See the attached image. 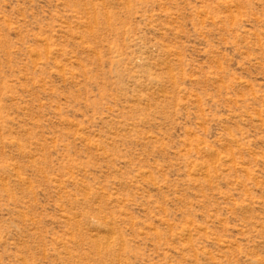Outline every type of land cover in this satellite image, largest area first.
<instances>
[{
	"label": "rangeland",
	"instance_id": "obj_1",
	"mask_svg": "<svg viewBox=\"0 0 264 264\" xmlns=\"http://www.w3.org/2000/svg\"><path fill=\"white\" fill-rule=\"evenodd\" d=\"M0 264H264V0H0Z\"/></svg>",
	"mask_w": 264,
	"mask_h": 264
},
{
	"label": "bare ground",
	"instance_id": "obj_2",
	"mask_svg": "<svg viewBox=\"0 0 264 264\" xmlns=\"http://www.w3.org/2000/svg\"><path fill=\"white\" fill-rule=\"evenodd\" d=\"M211 155V154H210ZM216 157V156H215ZM201 170H202V168H201ZM105 225V224H104ZM104 229V228H103ZM102 230V229H101ZM106 230V229H105ZM105 232V231H104ZM108 232H110V231H108ZM109 234V233H108ZM109 236V235H108ZM110 237V236H109ZM113 237V236H112ZM108 239V238H107ZM110 239V238H109ZM109 241V240H108ZM111 241V240H110ZM98 242V241H97ZM112 242V241H111ZM105 243V242H104ZM97 244V243H96ZM107 244V243H106ZM109 244V243H108ZM107 244V245H108ZM97 245H99V244H97Z\"/></svg>",
	"mask_w": 264,
	"mask_h": 264
}]
</instances>
